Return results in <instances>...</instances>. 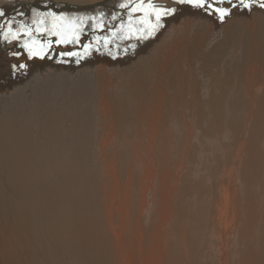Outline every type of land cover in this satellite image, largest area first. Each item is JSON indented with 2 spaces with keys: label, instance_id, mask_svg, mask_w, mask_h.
I'll use <instances>...</instances> for the list:
<instances>
[{
  "label": "bare ground",
  "instance_id": "bare-ground-1",
  "mask_svg": "<svg viewBox=\"0 0 264 264\" xmlns=\"http://www.w3.org/2000/svg\"><path fill=\"white\" fill-rule=\"evenodd\" d=\"M12 1L16 6H1L5 15L6 8L73 6L56 13L67 18L64 28L82 27L81 35L104 29L101 44L129 27L127 9L117 15L79 10L94 12L105 2L118 9L125 0ZM152 1L177 4L180 17L166 23L165 33L99 45L80 64L87 56L54 48L71 67L37 71L32 85L3 97L0 117L7 121L0 125L5 130L20 117L21 132L11 162L13 149L0 140V264H264V11L249 17L248 10H232L229 40L212 49L226 64L214 81L225 87L205 76L209 94L202 95L213 109L211 121L201 123L193 94L200 59L179 56L189 28L215 35V21L210 11L187 3ZM40 19L12 27H35ZM3 34L0 74L15 67L13 60L33 59L18 47L23 32L19 40ZM257 79L259 86L251 83ZM202 166L207 174L200 177Z\"/></svg>",
  "mask_w": 264,
  "mask_h": 264
},
{
  "label": "rangeland",
  "instance_id": "rangeland-1",
  "mask_svg": "<svg viewBox=\"0 0 264 264\" xmlns=\"http://www.w3.org/2000/svg\"><path fill=\"white\" fill-rule=\"evenodd\" d=\"M11 1V2H10ZM63 2H68V0H62ZM103 1H105V0H99V1H96L97 3H100V2H103ZM8 2V4L6 3V1L5 0H0V8H1V6H2V8L3 7H5V6H12V5H14L15 3L12 1V0H8L7 1ZM25 3V2H29V0H24V1H21V3ZM48 2H51V1H48ZM48 2H46V3H48ZM52 2H54V3H56V2H58L57 0H52ZM124 2V1H123ZM122 2V3H123ZM160 3V5H158L159 3ZM59 3H61V2H59ZM96 3V4H97ZM152 3L153 4H155V5H157V6H159V7H163V8H175L176 6H177V4H171V3H169V4H167V5H165L164 3H162V1H152ZM158 3V4H157ZM17 4V3H16ZM18 5H20V4H18ZM161 5H163V6H161ZM14 6H16V5H14ZM166 6V7H165ZM112 9H113V13H116V11H118V10H121L120 11V13L122 12V11H124L125 9H121V7H120V5H119V8L117 9L116 7H112ZM237 9V8H236ZM258 9H260V10H263L264 11V9H261L258 5L257 6H255L253 9H252V11H249V12H247L248 13V16L249 17H253V13L256 11V10H258ZM210 11V10H209ZM112 13V14H113ZM119 14V13H118ZM142 13H136V15L134 14V16H133V18H136L137 17V19H139L142 15H141ZM232 14H235L233 11H232ZM113 15H117V13L116 14H113ZM112 15V16H113ZM173 15V17L170 15V16H167V17H164L163 18V24H164V26H163V28H161V31H160V33H159V35L161 34V33H165L164 31H166L167 29H166V23L167 22H169V21H171L172 19H173V21H174V19H176L177 17L179 18L180 16H177L176 15V13H174V14H172ZM214 14H209V18H211L212 20H213V22L215 21V25L213 26V28H214V30L211 28V30L214 32L213 34H215V35H210V34H207V33H205V32H203V30H201L197 25H195V26H193V27H191V28H189V35H188V40H187V42L185 43V44H181V54H180V56H179V58H182L184 61H189V62H197V60H196V58L198 57L199 59H200V61H199V66H200V70H201V74H202V76H201V78L199 79V80H196L195 82H197L196 83V85H195V87H194V89H195V91H193V94H194V99L195 100H199V101H196L197 103H198V105H197V110L199 111V115H200V118H201V123H203V122H205L206 121V119H208V116H209V120L211 121V114H208L209 113V110H210V107L212 108V106H210L211 104H209L208 102L210 101L208 98H207V96L205 95V96H203L202 95V93H205L204 91H206L208 94H209V91H208V89L206 88V86H205V84H203V81H204V79H205V76L207 75V74H210V78H211V82H212V84H217V85H219L220 86V88H223V87H225V83H221V82H215L214 80H215V78H214V75L215 74H222L223 72H224V69H225V66H226V64L225 63H222L219 59H218V57L216 56V55H214L213 53H212V49L215 47V43H217V45H219L223 40H225V39H227V40H229V36L226 34V32H225V28L227 27V25L230 23V21L232 20V17L230 16V17H227V18H225V20L224 21H220V19L218 18V16H216V15H214ZM6 16L7 15H4V16H2V18H0V31H2V32H5V30L3 29V25L5 24V22H6ZM19 16V15H18ZM140 16V17H139ZM175 16V17H174ZM5 17V18H4ZM14 17H17V16H14ZM14 17L12 18V19H14ZM4 18V19H3ZM166 18V19H165ZM171 18V19H170ZM215 18V19H214ZM183 19V18H182ZM5 20V21H4ZM13 21V20H12ZM236 21H237V24H238V27H241V26H243L244 24H243V20L240 18V17H236ZM6 23H8V22H6ZM208 24L209 25H212V24H210L209 22H208ZM41 26H43L44 27V25H41ZM48 26V25H47ZM48 27H51V26H48ZM216 27V28H215ZM66 30H69V29H67V28H65ZM110 30H112L111 32H114V28L112 29V28H110L109 29V31ZM162 30H163V32H162ZM107 31V30H106ZM104 32H105V30L104 29H101L100 31L98 30V31H95V34L93 35H91V33H94V32H88L87 30L85 31V33H87V34H83V35H81V37H80V42L79 43H77V44H58V43H56L55 41L58 39L57 37H54V36H50L49 37V35L47 34V33H37L38 34V38H40L39 39V41L40 42H42V40H44L43 38H48L49 40H51L53 43H52V47H51V49H49V50H47V55H45L43 58H41V57H39V56H32L33 57V59H32V61H30V62H27V64H25V65H27L26 67H20V66H18L19 64H22V62L21 61H19V60H13L12 61V64L15 66V67H12V68H10V69H5L1 74H0V103L2 102V104H3V97H9L8 96V93H9V95H11V94H13L14 93V91L16 90V89H19V88H23L25 85H32L33 83H34V81H35V79L37 78L36 77V72L37 71H41L42 69L43 70H45L46 68V70H51L52 72H51V74H54L56 71H57V69L61 66V67H64V68H68V67H71V65L69 64V63H67L66 64V62H64V60H67L66 59V56L67 55H65L63 52L62 53H55V51H54V48L56 49V48H59V47H64V48H67V47H69V48H71V52L74 54V53H79L80 52V54H84L85 55V53H84V46L85 45H89V44H91L93 47H92V50H91V52H90V54H88V55H85V56H87V58L86 59H83V60H81L80 62H79V64L80 63H87V61L86 60H88V59H91V57L92 56H94V54L96 53V48H99V45H101V48H103V46H102V44L101 43H99V44H97L96 43V41H97V38L99 37L98 35H103L104 34ZM216 32V33H215ZM90 33V34H89ZM115 33V32H114ZM167 33V32H166ZM45 34V35H44ZM113 34V33H112ZM44 35V36H43ZM89 35H91V36H89ZM117 35L119 36L120 35V33H117ZM95 37V41H94V37ZM204 36V37H203ZM24 37V39H23V42L22 43H19L18 45H20V46H18V47H22L23 48V45H24V42L27 40V36H23ZM88 39H87V38ZM82 38V39H81ZM217 39L214 43H212V40L213 39ZM119 38H117V39H115L114 41H117ZM48 40V41H49ZM87 40V41H86ZM121 40V39H120ZM123 40V39H122ZM121 40V41H122ZM182 40H183V38H182ZM48 41H45V42H43V43H47ZM22 44V45H21ZM57 44V45H56ZM155 44H153L152 43V46H150V47H152V49H153V46H154ZM191 45H195L196 47H197V51L195 52V55H194V52H193V50H192V47H191ZM14 46V45H13ZM118 46V45H117ZM117 46H115V47H117ZM231 46H235L237 49H239V51H242L244 48H245V45L243 44V43H240V42H235V43H230L229 42V47H231ZM8 47V46H7ZM12 47V46H11ZM11 47H9V49L8 50H13L14 48H11ZM149 47V48H150ZM106 47L104 46V49H105ZM60 49V48H59ZM122 49V48H121ZM120 50V49H119ZM54 51V52H53ZM70 51V50H69ZM138 54V52H134V55L135 54ZM55 54V55H54ZM127 54V53H126ZM125 54V55H126ZM48 55H49V57H48ZM59 55V56H58ZM50 56H51V58H50ZM55 56V57H54ZM116 56L117 57H119V53L117 52L116 53ZM135 57V56H134ZM55 58V59H54ZM63 58V59H62ZM62 59V60H61ZM117 60V59H116ZM60 61V62H59ZM63 63H62V62ZM54 63V64H53ZM58 63V64H57ZM65 63V64H64ZM60 64H62V65H60ZM23 65V64H22ZM50 65V66H49ZM53 65V66H52ZM59 65V66H58ZM68 65V66H67ZM48 66V67H47ZM52 66V67H51ZM58 66V67H57ZM50 67V68H49ZM72 67H74L73 65H72ZM53 68V69H52ZM31 69V70H30ZM14 75V76H13ZM28 75V76H27ZM32 75V76H31ZM8 78V79H7ZM18 79V80H17ZM23 79H24V81H23ZM20 81V82H19ZM194 82V83H195ZM11 83V84H10ZM245 83H246V80H245ZM251 83H254L255 84V86H259V84H260V81L257 79L255 82H253V80H251ZM12 84H14V85H12ZM18 84H20V85H18ZM7 85H9V86H7ZM204 86V87H203ZM6 87V89H7V91L6 90H4L3 88H5ZM18 87V88H17ZM203 87V88H202ZM14 88V89H13ZM11 91V92H10ZM2 93H4V94H2ZM5 94H7V95H5ZM2 97V98H1ZM208 100V101H207ZM53 102V100H52V98H50L49 99V104L51 105V103ZM211 103V102H210ZM209 105V106H208ZM1 106V105H0ZM28 105H25L24 107H27ZM202 108H201V107ZM213 109V108H212ZM0 110H3L2 108H0ZM194 110H196V109H194ZM196 113V112H195ZM16 115V114H15ZM197 114H195V116H196ZM17 116V115H16ZM17 117H19V116H17ZM0 121H7L6 120V117L5 116H1L0 117ZM21 122H20V117H19V122L17 121V122H15L14 123V126H13V122H12V124H9V128L7 127L5 130H4V125H3V123H2V125H0V128L2 129H0V131L1 132H3V133H1L0 132V134H1V136H0V140L2 139V141H4L5 142V150H8V149H10V148H12L13 149V151L11 152V153H8L7 151V159H6V161H9V162H11L12 161V156H13V154H14V152H15V143H16V140L18 139V137H19V135H20V132H21ZM201 125V124H200ZM13 126V127H12ZM11 128H12V130H11ZM13 128H15L16 130H14ZM9 131H8V130ZM18 129V130H17ZM10 132H12V133H10ZM5 133H6V135H7V133H8V135H10V137L7 135V137H6V135H5ZM12 134V135H11ZM16 134V135H15ZM5 135V136H4ZM13 144V145H12ZM4 155H5V152H4ZM203 171H204V174H202L203 173ZM205 174H207V171H205V167L204 166H202L201 167V169H200V174L198 175V176H202V175H205ZM197 176V178H200V177H198ZM2 183H4V180L3 179H1L0 178V184H2Z\"/></svg>",
  "mask_w": 264,
  "mask_h": 264
},
{
  "label": "snow or ice",
  "instance_id": "snow-or-ice-1",
  "mask_svg": "<svg viewBox=\"0 0 264 264\" xmlns=\"http://www.w3.org/2000/svg\"><path fill=\"white\" fill-rule=\"evenodd\" d=\"M227 2L228 6L223 7L221 5ZM177 3L184 4L187 3L195 8L210 10L211 14L217 15L220 21H224L225 18L232 15V10L234 8H241L251 11L255 6H259L264 9V0H177ZM121 8L129 10V27L127 30L123 28L120 30V35L113 33L112 38H104L103 44L107 47L112 44L117 38L131 40L133 38L137 40H147L155 36V34L163 28V18L175 13V8H163L152 3V0H148L145 4V0H125L121 3ZM140 12L142 16L138 19V26H133L132 14ZM3 10H0V17L4 16ZM41 19L39 21L34 20L33 25L35 27H27L21 25L20 29L14 30L12 27L13 22L9 21L3 36L5 40H19L21 38V32L23 35L27 36L29 39L24 42V47L28 50L29 56H39L43 58L47 55V50L51 49L52 41L49 40L47 43L40 42L34 37L33 33H47L49 36L57 37L55 41L58 44H77L80 42L81 33L83 31L82 27H75L71 30H66L61 23L66 20V17L58 16L55 12H49L46 14L37 13L36 14ZM81 22L83 18H80ZM90 19H96L95 17ZM49 21L51 27L44 26L45 23ZM97 44L100 43L98 39ZM92 45L84 46L85 55L90 54L92 50ZM135 45H133V48ZM99 51V48H96ZM127 51V50H125ZM15 54V53H14ZM109 54L111 55V49H109ZM68 55H73V53H68ZM20 67H26V65H20Z\"/></svg>",
  "mask_w": 264,
  "mask_h": 264
},
{
  "label": "water",
  "instance_id": "water-1",
  "mask_svg": "<svg viewBox=\"0 0 264 264\" xmlns=\"http://www.w3.org/2000/svg\"><path fill=\"white\" fill-rule=\"evenodd\" d=\"M107 2H105V3H103V4H99V5H96L94 8V12H91V11H89L90 9H88V8H84V7H81V8H79V10H80V12L81 13H89V14H98L99 12H101L102 14L104 13L103 11L104 10H107L106 12H105V14H109V13H112L113 12V9H111L112 8V6L110 7V8H107ZM33 8H29V7H27V9L25 10V6H23V7H17V8H13V9H8V8H6L5 9V11H6V13H7V16H6V22H9V21H12L15 25H20V24H22L23 23V21H24V19L25 18H34L35 16H36V14L37 13H43V14H46V13H49L48 11H49V8H47V7H45V6H41V7H39V5L38 6H32ZM65 8H70V9H73V8H75V7H73V6H64ZM64 7H62V8H64ZM62 8H59V9H56V10H54V11H52V12H55V13H58ZM25 11V12H24ZM42 11V12H41ZM30 13H33L34 14V16L33 15H29ZM23 14H28V15H23ZM101 14V15H102ZM19 15V16H18ZM13 16H17V17H14V19H12L13 18ZM24 17V18H23ZM0 18H2V17H0ZM6 26H7V23H5L2 27H3V29L6 31L7 29H6ZM20 29V28H19ZM16 30V29H15ZM22 33V32H21Z\"/></svg>",
  "mask_w": 264,
  "mask_h": 264
}]
</instances>
